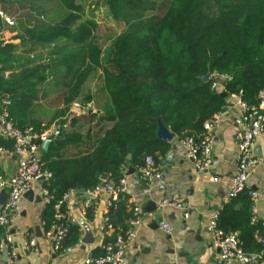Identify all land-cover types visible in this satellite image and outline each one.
Returning <instances> with one entry per match:
<instances>
[{"label":"trees","instance_id":"trees-1","mask_svg":"<svg viewBox=\"0 0 264 264\" xmlns=\"http://www.w3.org/2000/svg\"><path fill=\"white\" fill-rule=\"evenodd\" d=\"M95 2H103L123 25L107 54L97 42L96 23L83 20L79 0H0L1 6L27 4L31 9L27 14L49 19L24 29L18 35L20 46L0 42V91L10 100L14 125L39 133L53 125L61 130L47 150L40 148L41 168L52 175L43 184L53 198L42 213L45 235L56 223L54 204L71 189L93 193L103 183V174L109 176L106 183L117 185L123 169L143 168L147 156L159 164V155L166 157L171 149L158 136L159 122L179 141L192 138L201 143L205 123L225 111L228 97L242 91L247 105L258 106L264 91V0ZM45 3L55 5L54 15L42 10ZM93 72H100L101 85L96 94L85 93ZM208 74L211 80L205 83L202 77ZM224 76L231 80L212 89L216 78ZM50 82L63 90L56 101L60 106L51 114L38 105ZM94 97L101 115L71 112L76 101L84 110ZM41 110L49 121L40 117ZM0 149L13 152L15 144L0 136ZM251 191L226 203L218 221L225 233H238L248 255L264 251L259 240L264 234L262 221L251 223L255 204ZM130 206L129 197L121 195L110 207L108 217L115 230L111 237H103L94 257L104 255L103 246L131 229ZM97 209L90 205L85 221L95 220ZM68 229L57 254L82 242L79 222ZM5 236L0 226V246Z\"/></svg>","mask_w":264,"mask_h":264},{"label":"crops","instance_id":"crops-1","mask_svg":"<svg viewBox=\"0 0 264 264\" xmlns=\"http://www.w3.org/2000/svg\"><path fill=\"white\" fill-rule=\"evenodd\" d=\"M0 9L14 17L16 21L15 26L4 27V33L0 40L3 44L11 43L20 46L21 39H18V35L24 29L49 20L44 16L37 19L34 16L35 13L27 14L31 10L27 4L10 3L5 6L0 5ZM20 51L23 52V48ZM48 84V92L46 89L47 94L42 97L38 105H43L47 109L46 112L51 114L55 112L57 106H60L56 101L63 90L58 86L60 89L56 93L50 94L52 83ZM91 92L96 94V89H92ZM74 104L82 105L80 101H76ZM76 108L71 109V112L78 116L84 115L85 110L89 114L97 112L98 115H101L103 113L95 97L86 109L83 110L82 106ZM44 116L45 112L41 110L40 117ZM63 118L65 120L67 117ZM44 120L49 121V118L44 117ZM80 121L84 122L83 119ZM241 122L240 108L232 102L231 97H228V106L223 113L218 115V123L212 132L214 138L213 165L208 171H198L196 164L189 159L186 148L177 136L172 142H168L171 149L166 157L159 155L160 163H156L160 166L161 177L159 180L148 184L141 177V168L134 169L129 166L123 169L122 179L126 181L128 187L127 196L130 207H138L142 211L141 224L134 227L136 237L125 254L128 264H226L221 260L219 251L214 248L209 225L213 214L229 202L227 196L230 182L236 175L239 165ZM90 128L92 125L88 130ZM255 144L254 153L261 163L254 170L249 180V187L255 188V192L259 195L257 202L259 218L264 221V137L257 134ZM37 157H41V152L37 154ZM17 167L18 158L16 156L0 151V175L10 178L15 174ZM131 169L136 171L132 172ZM43 184L38 183L33 190L36 198H41L40 201H29L24 198L21 213L11 226L10 235L17 253V258L12 264H85L88 258L94 254L93 250L102 247L105 236L104 215L109 196L104 193H78L71 199L69 208L72 215L79 223L84 222L82 240L85 237L86 227L95 241L87 246L81 242L72 251L57 254L54 249V236L45 235L43 230L42 213L47 206L41 193ZM6 192L8 194L9 189H6ZM171 197L174 198V202H183L187 205L189 214L187 218L183 211L172 206L148 213L149 202L155 200L160 206L164 200L168 202ZM87 203L98 208L95 211L96 218L91 222L85 221L84 218ZM2 206L0 205V209ZM160 218L171 226L172 235H168L160 229L162 223L159 222ZM28 232L36 235L35 249L27 248L26 234ZM97 238H100V241H97ZM0 264H6V262L1 260Z\"/></svg>","mask_w":264,"mask_h":264},{"label":"built area","instance_id":"built-area-1","mask_svg":"<svg viewBox=\"0 0 264 264\" xmlns=\"http://www.w3.org/2000/svg\"><path fill=\"white\" fill-rule=\"evenodd\" d=\"M15 25V18L0 9V40L4 33V27H13ZM216 79L217 82H214L212 89H221L224 81L231 80V78L227 76L217 77ZM242 96V91L231 96L232 102L238 106L242 112V136L239 143V165L236 175L230 182V189L227 196L228 201L236 199L245 190L251 189L249 187V180L254 170L261 163V160L256 158L254 150L256 135L260 134L264 137V91L260 93V104L258 106L247 105L243 101ZM10 104V100L3 97L0 91V136L12 140L15 144L13 152L4 149H0V151L18 158V167L12 177L5 178L0 175V194L6 191V189H9L7 200L0 209V226L4 227L6 230L5 240L0 246V262L2 260V253L8 251L9 256L7 261H5L6 264H12L17 258L10 231L13 222L21 213V206L25 194L33 191L40 179L44 178L45 181H47L52 177L49 172H44L42 170L40 159L37 157V154L40 152L41 145L44 142L54 140L61 134V130L56 125L40 133L34 131L32 128L21 130L14 125L10 118L8 110ZM74 106L78 108L80 105L75 104ZM260 115L262 117L258 121V126L255 128L254 122ZM217 123L218 115L205 123L204 129L206 135L203 142L198 143L192 138L181 141L182 145L187 150L189 159L194 161L200 172L208 171L213 165L214 138L212 132ZM140 173L142 179L148 184L159 180L161 177L160 166L156 164L152 156L146 157L145 165L140 169ZM41 193L44 196L46 204H50L53 198L50 196L49 192L42 187ZM93 193H104L109 196L105 209L103 228L105 235L111 237L115 228L108 217L109 209L121 195H128L129 191L126 181L122 179L117 185L103 181ZM77 194V190L71 189L64 195L62 200L54 204L53 209L56 223L48 234L54 236V249L56 251L60 250L64 240L68 237L69 226L78 223V220L72 215L69 208L71 199ZM251 195L255 203L251 212V223L256 224L262 221V226L264 227V221L259 218V210L257 207L259 195L255 191H251ZM166 206H172L183 211L186 218L189 216L188 207L183 202L169 203V201L167 202V200H164L159 207L165 208ZM89 207L90 203H87L85 211ZM64 208L66 210H64ZM133 214L134 219L130 221L131 229L128 230L126 235H117L113 242L103 246L104 255L100 257H94L92 255L85 264H128L125 260V254L136 237L134 227L139 226L142 220V211L140 208H133ZM218 221L219 210L211 217L209 230L212 233L214 248L219 251L220 258L224 263L264 264V251L259 254H246L241 246L238 233H225L219 229ZM160 229L168 235L173 234V229L166 222L160 224ZM26 238L27 248L35 249L37 245L35 233L28 232ZM259 240L264 244V234ZM73 249L74 248L68 249L65 252H70Z\"/></svg>","mask_w":264,"mask_h":264},{"label":"rangeland","instance_id":"rangeland-1","mask_svg":"<svg viewBox=\"0 0 264 264\" xmlns=\"http://www.w3.org/2000/svg\"><path fill=\"white\" fill-rule=\"evenodd\" d=\"M79 3L82 4L84 7L82 17L83 20L90 19L96 23L97 31L95 36L97 38V42L103 46L105 54L109 53L110 44L121 33L123 25H121L120 20H117L112 16L110 10L105 4H103V2H100L98 4L95 2V0H90L89 2L85 0H79ZM43 7L44 8L42 10L47 14L54 15L56 13V7L51 3H45L43 4ZM38 21L36 22L39 23ZM60 44L63 45L65 43L60 42ZM100 85V72H93L89 75L87 79L84 91L85 93H90L92 89H97ZM58 89L60 88L52 85L49 93L54 94L58 91Z\"/></svg>","mask_w":264,"mask_h":264},{"label":"water","instance_id":"water-1","mask_svg":"<svg viewBox=\"0 0 264 264\" xmlns=\"http://www.w3.org/2000/svg\"><path fill=\"white\" fill-rule=\"evenodd\" d=\"M210 80H211V74H208V75L202 77V81H204L205 83L210 82ZM221 96L223 98H227V94L225 92H221ZM261 117L262 116L260 115L258 117V119L254 122V127L255 128L258 126V121L261 119ZM158 136H159V138H161L162 140L167 141V142H172L175 139V137H176V135L168 127H166L165 125H163L161 122H159ZM51 142H52V140H48L47 142H44L42 144V148L44 150H47V148L49 147V145L51 144ZM130 158L131 157H129V159ZM130 171L135 172L136 170L131 169ZM108 177H109L108 175L103 174L101 176V179H102V181H107L108 180ZM44 182H45V179L44 178H42V179L39 180V183L40 184H43ZM252 189H253V191H255V188H252ZM24 198L26 200H29V201L36 200L37 202L40 201V199H41L40 197H37L36 198L34 191H30L27 194H25ZM6 200H7V194H6V191H3L0 194V205H4L5 202H6ZM168 201H169V203H173L174 202V198L171 197ZM149 204H150V207H149V212L148 213H154L156 211L162 210V208H160L158 206V203L155 200L149 202ZM159 222H163V219L160 218L159 219ZM80 224L81 225H84V222L81 221ZM94 241H95V238L92 236V234L90 233L89 229L85 227V237L82 240L83 245L84 246L91 245V244L94 243ZM97 241H100V238H97ZM8 256H9L8 251H4L2 253V261L3 262L7 261Z\"/></svg>","mask_w":264,"mask_h":264}]
</instances>
